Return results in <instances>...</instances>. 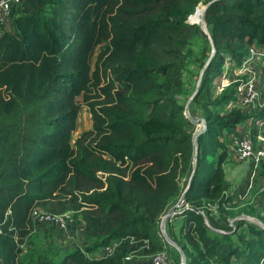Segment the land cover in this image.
Listing matches in <instances>:
<instances>
[{
	"label": "trees",
	"instance_id": "1",
	"mask_svg": "<svg viewBox=\"0 0 264 264\" xmlns=\"http://www.w3.org/2000/svg\"><path fill=\"white\" fill-rule=\"evenodd\" d=\"M126 4L129 18L122 16ZM199 4L22 0L13 10L12 28L0 32V264H20L37 207L80 211L94 244L119 241L101 256H91L87 244L77 246L60 264H125L136 246L145 253L167 244L159 225L168 208L145 194L176 186L186 173L183 193L193 168L197 132L188 130L191 120L174 90L182 84L184 48L196 26L186 19ZM204 18L214 53L192 101L202 108L205 126L196 135L183 204L168 218L167 231L184 249L186 264H264V226L240 219L230 231L233 204L223 168L229 151L222 138V129L233 131L250 116L257 129L262 114L235 106L223 111L228 97L210 94L224 60H240L254 41L264 45V0H212ZM210 52L211 44L202 67ZM108 71L114 77L103 82ZM79 96L94 123L73 144ZM260 127L264 133V122ZM127 159L152 165L129 174ZM180 216L178 237L173 221ZM242 223L246 229L238 230ZM208 226L221 236L210 235ZM35 264L53 263L40 254Z\"/></svg>",
	"mask_w": 264,
	"mask_h": 264
},
{
	"label": "rangeland",
	"instance_id": "2",
	"mask_svg": "<svg viewBox=\"0 0 264 264\" xmlns=\"http://www.w3.org/2000/svg\"><path fill=\"white\" fill-rule=\"evenodd\" d=\"M209 0H199L200 4L195 13L189 17L188 21L194 22L195 27L191 28L189 38L184 48L183 63H182V84L174 90L175 97L180 103L186 105L190 95L192 94L201 70L205 56L209 52L210 42L206 33L203 32L201 26L203 21V9L206 2ZM129 4H126L123 9L122 16L129 18ZM192 17V18H191ZM189 23V22H188ZM12 28V18L0 21V32L5 29ZM100 45L97 46L96 51L92 57L93 68L97 64L98 53ZM114 75L108 71L106 76H103V82L106 78H113ZM252 81L259 85V89L264 87V45L254 41L248 45L243 56L240 60H224L221 67V73L217 75L210 89L212 97L224 94L227 98L225 104L219 108L223 111L231 107L229 100L233 99L236 89L244 82ZM107 82V79H106ZM118 82L116 83V85ZM101 96V98H103ZM80 102V111L78 113L77 128L72 133V143H75L76 138L81 135L85 130L93 127L94 119L90 107L82 96L78 97ZM229 99V100H228ZM250 115H259L260 110H244ZM187 116L191 120L188 124V130L193 134L198 132L203 127L202 121L198 123L194 121L201 118L204 112L200 105L191 101L188 108L185 110ZM250 117L240 121L233 131H237L236 135H244V129L251 132L253 128L252 122H249ZM256 130V129H255ZM232 131V132H233ZM231 132V131H230ZM124 165L127 167L128 173L139 171L145 172L151 167V162L133 163L130 160H125ZM225 177L229 182V187L226 190V195L232 198L231 212L227 219L231 225L230 231L238 227L240 219L246 223L254 226L261 227L264 225V167H254V165L247 162H241L235 159L232 154L228 153L227 158L223 163ZM170 169L158 172L165 173ZM178 175L179 172L176 171ZM186 180V173L178 176V184L176 186H162L148 191L145 196L151 199V202L158 200L160 206L169 208L175 203L179 204L180 209L183 204L181 199L182 189ZM229 204V203H227ZM164 216V214H163ZM82 213L75 211L73 214L72 224L68 231L50 227V232L45 230H37L34 228L27 243L24 246V252L20 256V264H35L37 257L40 254L53 264H60L63 256L74 249L80 242L78 241L82 234L85 237V244L90 249L91 256H101L102 246L94 244L95 236L86 237L85 231L80 232L82 223ZM183 222V217L174 219L175 231L178 237L180 235V227ZM246 223H242L239 229H246ZM161 224V223H160ZM160 227V225H159ZM161 230V228H160ZM207 231L210 235L215 237L221 236V230L208 226ZM70 234V236H69ZM73 236V237H72ZM232 237L236 239L235 234ZM167 241V240H166ZM143 245L136 246L134 252H131L125 264H158L156 258L159 257L161 264H182L181 254L171 243L167 241L163 249H156L142 253ZM210 264H215L210 262Z\"/></svg>",
	"mask_w": 264,
	"mask_h": 264
},
{
	"label": "built area",
	"instance_id": "3",
	"mask_svg": "<svg viewBox=\"0 0 264 264\" xmlns=\"http://www.w3.org/2000/svg\"><path fill=\"white\" fill-rule=\"evenodd\" d=\"M21 3L22 0H0V21L12 18L13 10L19 8ZM258 87L259 85L256 83L246 81L236 89L233 99L229 100L231 106L238 107L241 110H260L259 114H262V116L255 120L258 128L256 130L252 128L250 133L238 136H233L226 128L222 129V138L226 140L229 153L238 161H248L257 168L264 167V133L260 127L262 122H264V87L262 89ZM249 122L251 123V119H249ZM37 208L33 211V219L36 218L52 227L68 231L73 223L72 220L75 210L54 213L40 207ZM81 224L80 232H83L85 231L86 224L84 221ZM78 241L80 242L78 246L82 247L85 245V237L83 234ZM118 242V240L111 241L102 247V252H112ZM156 259V262L161 264L159 257Z\"/></svg>",
	"mask_w": 264,
	"mask_h": 264
},
{
	"label": "water",
	"instance_id": "4",
	"mask_svg": "<svg viewBox=\"0 0 264 264\" xmlns=\"http://www.w3.org/2000/svg\"><path fill=\"white\" fill-rule=\"evenodd\" d=\"M211 1H212V0H209V1H207L206 4H205V7H204V9H203V18H204V15H205V8H206V6H207ZM190 14H191V13H190ZM190 14H189V15H190ZM187 19H188V17H187ZM188 22H189V23H194V22H192V21H188ZM202 29H203V32L206 33V34L208 35V37H209L210 44H211V52H210L209 56L207 57V59H206L204 65H203L202 69H201L200 72H199V77H198V80H197L196 86H195V88H194L192 94L190 95V97H189V99H188V101H187V103H186V105H185V110L188 108L189 103L193 100V97H194V95L196 94V92H197V90H198V87H199V84H200V80H201V77H202L203 71H204L205 67L208 65V63H209V61H210V59H211V57H212V55H213V53H214V44H213V41H212V39H211V36L209 35L208 27H207V24H206V22H205V18H204V27H203ZM194 121H196V122L202 121L203 126H205V119H204V117L197 118V119H195ZM197 133H198V132H197ZM197 133H196L195 136H194L195 151H194V163H193V168H192L191 173H190V175H189V178H188V182H187V184H186V187H185V189H184V191H183V193H182V195H181V199H182V200H183V197H184V195H185L186 189H187V187H188V185H189V182H190V178H191V176H192V173H193L194 168H195V165H196L195 163H196V157H197V141H196V135H197ZM178 207H179V204H178V203H175V204H173L172 206H170V207L168 208L167 212H166V213L164 214V216L162 217L161 224H160V228H161V233H162V235L165 237V239H166L169 243H171L172 245H175L176 247H178V248L180 249V254H181L182 262H183V264H186V254H185L184 249L182 248V246H181V245H180L175 239H173V238L169 235V233H168V231H167V220H168V218H169L170 216L174 215V214L178 211ZM263 226H264V225H263Z\"/></svg>",
	"mask_w": 264,
	"mask_h": 264
},
{
	"label": "crops",
	"instance_id": "5",
	"mask_svg": "<svg viewBox=\"0 0 264 264\" xmlns=\"http://www.w3.org/2000/svg\"><path fill=\"white\" fill-rule=\"evenodd\" d=\"M240 122H238L236 125H235V127L239 124ZM234 127V128H235ZM234 128H233V130H234ZM236 130L235 131H231V133H232V135L233 136H237L236 135ZM248 133H250V131H248V130H246V129H244V131H243V134L244 135H246V134H248ZM39 208V207H38ZM37 208V209H38ZM35 220V222H34V224H35V229H37V230H45L46 232H50V227H52V226H50V225H48V224H45V223H43L42 221H40V220H38V219H34ZM82 225V224H81ZM69 236H70V234H69Z\"/></svg>",
	"mask_w": 264,
	"mask_h": 264
},
{
	"label": "bare ground",
	"instance_id": "6",
	"mask_svg": "<svg viewBox=\"0 0 264 264\" xmlns=\"http://www.w3.org/2000/svg\"><path fill=\"white\" fill-rule=\"evenodd\" d=\"M201 26L202 27H204V18H203V21H202V24H201ZM198 123V122H197ZM176 249H178L179 250V252H180V249L178 248V247H176L175 245H173ZM182 264H183V262H182Z\"/></svg>",
	"mask_w": 264,
	"mask_h": 264
}]
</instances>
